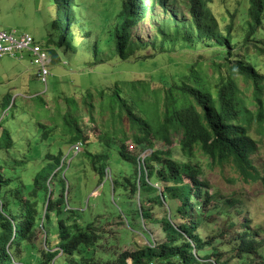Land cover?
Returning <instances> with one entry per match:
<instances>
[{"label": "trees", "instance_id": "obj_1", "mask_svg": "<svg viewBox=\"0 0 264 264\" xmlns=\"http://www.w3.org/2000/svg\"><path fill=\"white\" fill-rule=\"evenodd\" d=\"M53 1L54 28L59 36L42 48L52 64H57L62 49L76 54L80 47L68 14L74 0ZM168 1L128 0L122 12L126 18L124 29L121 32L115 28L109 40L120 61L127 62L135 52L147 48L132 39V29L145 22L156 6L165 8ZM182 2L190 21L177 25L176 19L159 33L163 39L201 42L207 38L215 43L218 51L209 64L214 76L193 67L160 92L151 90L145 80L118 81L113 91L98 92V103L95 95H86L84 114L77 102L70 100L72 109L60 113L56 123L67 126L69 137L61 139L70 141L69 150L78 143L89 142L85 118H89L87 127L91 125L94 131L101 132L97 144L104 143L105 151L84 155L77 167L82 172L88 173V167H92L104 179L113 145L124 161L137 166L130 178L114 182L113 195L114 202L122 198L123 203L132 196L139 200L149 198L152 205L142 204L132 216L143 219L138 230L148 243L119 255L104 252L105 243L95 221L88 220L84 211L66 201L70 180L63 173L73 168L71 163L66 164L64 150L50 146L42 158L35 159L33 154L37 153L30 144L29 164L16 161L9 169L0 165V264H227L221 251L225 250L224 240L228 237L235 256L243 264H264L261 234L252 229L250 220L238 221L240 211L231 215V205L238 201H225L226 209L216 204L220 194L203 169L206 158L211 167L231 165L244 179L264 182L252 164L257 142L250 132L254 122L264 132V63L260 61L264 58V0H246L238 37L233 24L225 37L217 30L212 0ZM51 44L55 51H51ZM94 55L98 57L96 51ZM3 103L9 110L15 106L10 95L5 96ZM125 118L128 130L123 128ZM12 123L10 129L2 131V139L10 136ZM39 128L44 132L47 126L39 123ZM116 132L122 135L119 143ZM173 134L182 137L180 159H175L170 150L156 149V142L170 147ZM129 141L142 152L151 151L143 165L137 154L129 152ZM37 146H41L40 138ZM154 207L161 210L158 220L154 219ZM149 225L160 228L164 242L151 240Z\"/></svg>", "mask_w": 264, "mask_h": 264}, {"label": "rangeland", "instance_id": "obj_2", "mask_svg": "<svg viewBox=\"0 0 264 264\" xmlns=\"http://www.w3.org/2000/svg\"><path fill=\"white\" fill-rule=\"evenodd\" d=\"M212 1V18L217 30L225 37L226 31L233 24V31L238 37L241 34L240 15L247 8L246 0ZM127 2L128 0H74L68 14L75 42L80 49L76 54L62 49V53L57 55L59 62L50 64L51 77L47 88L37 78L38 68L32 64L29 53L25 52L23 57L16 54L15 57L7 55L0 59V165L9 169V165L16 161L29 164L31 153L28 148L31 146L36 150L34 153H37L33 154L35 159L42 158V154L50 146L63 149L64 157L70 161L67 160L66 164L71 163L73 168L63 173L70 180V192L66 201L69 200L73 208L84 211L88 220L95 221L105 243L104 252L114 255L124 251L132 252L148 243L138 230L143 219L132 216L137 209L143 207L142 204L148 207L152 203L147 201L149 198L139 200L138 196H132L127 203H123L122 198L114 202V182L130 178L137 167L124 161L115 145L108 153L109 160L106 164L107 170L112 173L111 179H101L93 172L92 167H88V173L82 172L81 167L77 168L87 153H104V143L97 144L101 132L98 129L94 131L91 125L87 127L89 118H85V133L89 142L79 149V155L75 156V152L69 155L70 141L61 139V136L65 139L69 135L67 126L56 124L58 115L72 109L70 100H75L81 108V114H84L86 109L83 107V99L86 95L92 93L98 103V92L102 89L113 91L118 81L145 80L151 90L160 92L186 76L193 67L195 71L201 70L209 77L214 76L213 67L209 64L218 51L216 44L207 38L201 42H184L175 37L163 39L159 30L166 27L167 23L177 19V25H185L190 21L189 11L182 0H169L165 8L156 6L145 22L132 29V39L147 45V48L135 52L127 62L120 61L109 40L115 28L121 32L124 29L126 18L122 12ZM55 23L53 0H0V28L17 36L29 34L41 47H46L50 39L57 41L59 34L54 28ZM61 29L63 31L64 26ZM52 50L55 51L54 44H51ZM94 51L98 57H95ZM260 61L264 63V58ZM7 95L11 96V103L15 102L11 110L3 103ZM11 123L10 136L2 139V131ZM39 123L47 126L44 132L39 128ZM123 124V128L128 130L126 118ZM250 132L257 142L252 164L259 172V177H264V132L257 129L255 122ZM116 135V142L119 143L122 135L120 132H116ZM39 138L41 146L35 147ZM181 139V135L173 134L170 147L156 142V149L170 150L175 159H180ZM128 146L129 152H134L139 157L151 154L149 149L142 152L132 141L128 142ZM203 162L205 177L220 194L221 199L216 204L226 209L223 204L225 201H238L236 205H231V215L240 211L238 221L250 220L252 229L264 239V182L260 179H244L231 165L211 167L206 158H203ZM153 211L154 219L158 220L162 215L161 210L154 207ZM147 230L151 240L165 241L158 226L149 225ZM224 242L225 250L221 251L223 261L227 264H243L233 252L232 239L228 237Z\"/></svg>", "mask_w": 264, "mask_h": 264}, {"label": "built area", "instance_id": "obj_3", "mask_svg": "<svg viewBox=\"0 0 264 264\" xmlns=\"http://www.w3.org/2000/svg\"><path fill=\"white\" fill-rule=\"evenodd\" d=\"M24 52L31 54L33 64L38 68L40 81L47 85L51 64L47 52L40 47V44L31 35L17 36L0 28V59L7 55L15 57L16 54Z\"/></svg>", "mask_w": 264, "mask_h": 264}, {"label": "clouds", "instance_id": "obj_4", "mask_svg": "<svg viewBox=\"0 0 264 264\" xmlns=\"http://www.w3.org/2000/svg\"><path fill=\"white\" fill-rule=\"evenodd\" d=\"M41 47V46H40ZM43 49V48H42ZM25 53V52H24ZM24 53H22V54H20V56L21 57H23L22 55L24 54ZM28 53V52H27ZM30 54V53H29ZM48 54V53H47ZM31 55V54H30ZM49 55V54H48ZM50 57V56H49ZM32 58V57H31ZM51 59V58H50ZM33 61V60H32ZM33 64V63H32ZM51 64H52V61H51ZM34 65V64H33ZM51 66V65H50ZM49 70H50V67H49ZM49 77H51V72H50V76ZM49 77H48V80H49ZM37 78L39 79V77H38V74H37ZM40 80V79H39ZM42 83V82H41ZM43 84V83H42ZM44 85V84H43ZM47 86H48V82H47V85H45V87L47 88ZM82 147H83V145L80 143H78V144H76L74 147H72L70 150H69V155L70 154H73V152H75V156H77V155H79L81 152H79V149L81 148L82 149ZM150 153H151V151H150ZM151 155V154H150ZM149 155V156H150ZM148 156L146 155V156H143V157H141L140 156V159H139V162H140V164L141 165H143L144 164V160L147 158ZM66 160H68L69 161V159L68 158H65ZM70 162V161H69ZM67 164H70V163H67ZM106 177L107 178H109V179H111L112 178V173H111V171L110 170H107L106 171Z\"/></svg>", "mask_w": 264, "mask_h": 264}]
</instances>
